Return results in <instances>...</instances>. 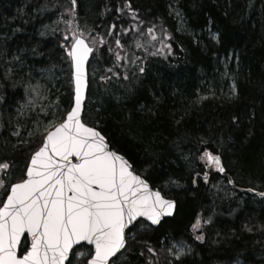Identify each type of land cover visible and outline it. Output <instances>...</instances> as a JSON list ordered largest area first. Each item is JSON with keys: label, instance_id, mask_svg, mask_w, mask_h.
Here are the masks:
<instances>
[{"label": "trees", "instance_id": "obj_1", "mask_svg": "<svg viewBox=\"0 0 264 264\" xmlns=\"http://www.w3.org/2000/svg\"><path fill=\"white\" fill-rule=\"evenodd\" d=\"M126 3L131 9L124 8ZM174 3L181 21L172 13ZM68 6L69 0H0L3 131L16 124L27 85L39 84L47 91L43 103L59 105L57 119L68 107L72 69L61 45L71 43V33L64 23H56ZM76 12L83 38L94 48L83 121L101 130L111 149L124 155L152 188L177 202L172 218L139 231L137 239L151 243L159 264L172 259L162 248L179 242L191 246L182 264H229L235 258L242 264H264V197L257 195L264 192L263 0H77ZM112 24L117 27L110 29ZM149 27H154L155 40ZM165 44L170 53L167 48L158 53ZM116 53L125 59L117 61ZM17 55L23 64L12 59ZM137 65L145 68L143 74ZM102 76L110 79L105 82ZM233 82L239 95L229 99ZM233 115L240 117L238 125L232 124ZM36 116L28 113L20 119L34 127ZM221 135L227 141L223 147L217 142ZM201 136L208 145L197 143ZM8 139L0 133V157L16 158L14 177H19L29 153L11 143L5 149ZM39 139H33V148ZM204 148L219 151L225 173L205 168L199 159ZM197 214L212 216L203 243L193 239L190 228ZM88 249H75L73 264L86 262ZM142 249L136 245L114 263L145 264ZM78 251L85 253L79 260L74 259Z\"/></svg>", "mask_w": 264, "mask_h": 264}, {"label": "snow or ice", "instance_id": "obj_2", "mask_svg": "<svg viewBox=\"0 0 264 264\" xmlns=\"http://www.w3.org/2000/svg\"><path fill=\"white\" fill-rule=\"evenodd\" d=\"M124 8L131 9V5L126 3ZM76 9L77 0H69V6L56 21L64 23L66 31L71 33V43L61 46L70 59V82L74 86L61 118H56V112L61 111L59 105L44 104L43 101L48 100L47 91H42L36 84L25 86L26 100L16 110V124L11 130L3 131L4 125L0 121V133L9 138L3 147L6 149L11 143L13 149H24L29 153L19 177H14L16 158L0 157V264H66V261L73 264L69 254L74 245H82V242L92 247L87 251L90 258L80 264H114V258L125 256L140 244L143 249L139 255L145 258V264H159L156 249L149 241L138 240L137 236L139 231L159 225L163 217L172 216L177 202L165 198L159 190H152L141 175L135 174L124 155L109 148L102 131L83 121L82 111L89 88L86 62L94 48L83 38ZM40 10L36 9L37 12ZM130 15L133 20L138 19L134 11ZM44 27L47 29L48 25ZM116 27L112 24L110 29ZM147 32L156 39L154 27H149ZM108 34L112 35V32ZM40 35L44 36L45 32L41 31ZM64 40L68 41L69 36L65 35ZM105 42L99 38L100 44ZM115 43L120 47L119 38ZM140 46L137 43V47ZM164 48L170 53L171 46L166 44L157 52L163 54ZM33 52H36L35 48ZM115 55L117 61L125 59L119 53ZM12 59L23 64L18 55ZM131 62L135 63V60ZM137 70L140 74L145 72L142 65H137ZM108 71L112 72V69ZM8 72L11 73L10 68ZM113 75L119 76V73ZM101 79L107 82L110 77L102 76ZM123 79L129 77L124 75ZM238 95L233 82L228 98ZM3 102L4 97L0 96V103ZM28 113H37L32 121L34 127L28 119H20ZM231 122L238 125L240 117L233 115ZM36 136L40 139L33 148L32 141ZM217 142L220 147L227 143L222 135ZM197 143L208 145L209 140L201 136ZM199 159L206 169L225 173L219 151L214 153L204 148ZM208 174V171L204 172L205 182ZM228 183L233 181L229 178ZM257 195L264 197V192ZM236 211L232 210L233 213ZM211 223L212 216L205 218L197 214L190 225L193 239L203 243ZM244 227L246 231H252L248 225ZM162 250L172 257L168 264H182V258L191 252V246L179 242ZM84 255L78 251L74 253V259L79 260ZM229 264H242V261L235 258Z\"/></svg>", "mask_w": 264, "mask_h": 264}, {"label": "water", "instance_id": "obj_3", "mask_svg": "<svg viewBox=\"0 0 264 264\" xmlns=\"http://www.w3.org/2000/svg\"><path fill=\"white\" fill-rule=\"evenodd\" d=\"M263 7H264V0H263ZM86 41V40H85ZM86 43H87V41H86ZM90 46V45H89ZM91 56H92V53L89 55V59H88V61L86 62V69H87V75H88V65H89V62H90V60H91ZM88 80H89V76H88ZM73 88H74V86H73ZM87 94H88V90H87V92H86V99H85V101H84V106H83V111H82V117H83V114H84V108H85V103H86V101H87ZM99 130V129H98ZM106 142L108 143V141H107V139H106ZM109 144V143H108ZM109 148L111 149V147H110V145H109ZM111 150H113V149H111ZM74 159V158H73ZM130 163V162H129ZM131 164V163H130ZM132 170L134 171V168H133V166H132ZM135 172V171H134ZM136 174V173H135ZM143 178V177H142ZM146 180V179H145ZM147 181V180H146ZM148 182V181H147ZM149 184V183H148ZM149 187L152 189V190H159V189H153L151 186H150V184H149ZM160 191V190H159ZM162 194V193H161ZM163 195V194H162ZM175 212H176V209H175V211H174V214H175ZM174 214L172 215V216H165V217H163L162 218V220H161V222L164 220V219H167V218H172L173 216H174ZM139 220H141V221H144V222H146V223H148L147 221H145L144 220V218H139ZM159 225H157V226H152V227H154V228H156V227H158ZM30 243V242H29ZM82 245H84V246H86V247H89V248H91L92 246H90V245H87V244H84L83 242H82ZM82 245H74V247H73V250H72V252L76 249V248H78V247H80V246H82ZM72 252H70V254H69V259H70V257H71V253ZM119 255V254H118ZM66 264H68V262L66 261Z\"/></svg>", "mask_w": 264, "mask_h": 264}, {"label": "rangeland", "instance_id": "obj_4", "mask_svg": "<svg viewBox=\"0 0 264 264\" xmlns=\"http://www.w3.org/2000/svg\"><path fill=\"white\" fill-rule=\"evenodd\" d=\"M171 10H172L173 15L177 18V20H178V21H181V18H180L179 12H178V10H177V8H176V3H174V4L172 5ZM119 68L122 69V70L124 69V68H123V65H120ZM0 191H1V190H0ZM114 264H120V263L117 262V263H114Z\"/></svg>", "mask_w": 264, "mask_h": 264}, {"label": "bare ground", "instance_id": "obj_5", "mask_svg": "<svg viewBox=\"0 0 264 264\" xmlns=\"http://www.w3.org/2000/svg\"><path fill=\"white\" fill-rule=\"evenodd\" d=\"M29 55V54H28ZM31 58H32V56H31ZM25 59V58H24ZM27 59V58H26ZM28 64V63H27ZM36 64V63H35ZM27 66V65H26ZM28 76V75H27Z\"/></svg>", "mask_w": 264, "mask_h": 264}]
</instances>
